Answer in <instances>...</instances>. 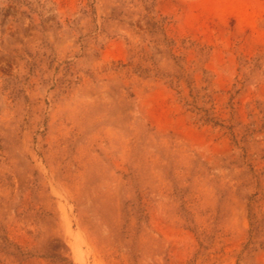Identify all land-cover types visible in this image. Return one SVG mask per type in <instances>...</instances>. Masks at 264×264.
Here are the masks:
<instances>
[{
    "label": "rangeland",
    "instance_id": "374dc122",
    "mask_svg": "<svg viewBox=\"0 0 264 264\" xmlns=\"http://www.w3.org/2000/svg\"><path fill=\"white\" fill-rule=\"evenodd\" d=\"M105 2L0 0V229L32 253L0 264H264L247 246L251 194L264 211V0H156L173 36L210 48L237 143L186 91L120 69L130 34L94 31Z\"/></svg>",
    "mask_w": 264,
    "mask_h": 264
},
{
    "label": "trees",
    "instance_id": "16d2710c",
    "mask_svg": "<svg viewBox=\"0 0 264 264\" xmlns=\"http://www.w3.org/2000/svg\"><path fill=\"white\" fill-rule=\"evenodd\" d=\"M105 1L107 13L102 17V24L95 25L94 31L108 36L122 32L130 34L127 37L128 61L121 62L120 69H127V73H133L140 78L163 80L179 95H183L186 91V96H183L182 100L187 111L193 113L196 120L205 125L226 129L237 143V127L243 122L231 123V120L223 118L222 114L216 110V93L212 89L213 82L207 68L210 48L191 37L178 39L173 36L170 33L172 21L170 17L157 9L156 0ZM42 7L50 12L46 4H42ZM89 7L90 10L84 13L93 16V22L96 23V5L91 3ZM53 17L54 15L49 14L45 22L53 21ZM193 52L195 57L191 58ZM255 61L254 68L251 69L252 73L264 68L263 57H258ZM248 62L246 60V64ZM200 74L201 78H199ZM258 108L264 115V109ZM232 110L235 111L234 106ZM253 124L254 122L251 123ZM247 128L249 129L248 126ZM261 128L264 130V121ZM251 171L254 172L252 167ZM254 176L259 179L258 175L254 174ZM256 195L257 193H254L248 197L247 211L250 226L247 246L254 243L264 250V211L256 210ZM141 205L142 203H139L138 209ZM140 210L144 211L142 208ZM0 253L18 261L32 256L31 252L12 242L2 228L0 229Z\"/></svg>",
    "mask_w": 264,
    "mask_h": 264
}]
</instances>
